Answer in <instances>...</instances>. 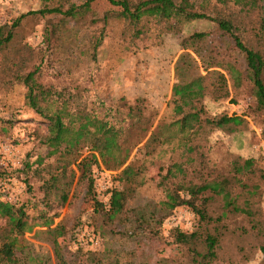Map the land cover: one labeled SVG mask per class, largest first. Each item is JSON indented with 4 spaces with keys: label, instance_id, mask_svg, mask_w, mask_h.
Returning a JSON list of instances; mask_svg holds the SVG:
<instances>
[{
    "label": "rangeland",
    "instance_id": "rangeland-1",
    "mask_svg": "<svg viewBox=\"0 0 264 264\" xmlns=\"http://www.w3.org/2000/svg\"><path fill=\"white\" fill-rule=\"evenodd\" d=\"M62 1L66 7L69 3L79 5L84 0ZM42 5L43 0H0V24H10L19 14ZM108 10H118V7L107 0H93L86 16L25 17L20 21L17 38L32 48V63H38L39 57H43L38 76L42 83L54 87L78 86L80 97L76 102L116 128L128 127L127 144L140 135L144 138L138 146L154 137L147 149L137 147L130 152L129 159L135 158L143 165L138 184L126 213L120 216L122 221L113 223H108L101 211H92V200L84 194V182L76 181L77 173L63 204L52 194L46 200L34 171L37 157H42L40 166L53 161L52 156H46L43 143L46 120L26 104L22 83L1 78L0 197L14 209L20 208L34 231H25L18 239L14 249L16 257L25 264H93L91 259L108 255V260L97 263L108 261L110 264L114 254L122 250L127 254L123 259H129L132 264H180L179 247L173 242L169 227L177 226L189 232L193 228V214L186 207L177 206L182 211L174 221L170 222L169 217L175 208L162 216L159 225L153 220L152 227L146 228L133 222V213L128 209L135 208V213H143L144 219L151 211L158 213L161 209L159 213L163 214L166 209L159 202L165 198L164 191L172 187L179 189V193L180 188H197L198 194L206 199L208 213L220 215L222 223L230 229L247 228L245 211L250 209L264 230V142L261 139L264 117L253 108L249 81L243 78L234 81L230 76V69L242 76L244 62L232 49L229 37L208 19L178 18L170 31H161L153 23L144 34L130 38L123 35L122 31L132 30L122 19L110 16L101 19ZM44 31H54L60 38L56 41L51 38L48 47L42 37ZM99 31L103 32L101 43L91 52L88 36ZM194 32H203L195 46L204 59L213 57L218 61L215 68L223 73L227 90L224 97L206 95L201 99L198 121L227 115L241 119L236 125L225 124L220 128L205 125L199 130L194 121L190 127L180 121L185 110L178 111L171 100V86L176 81L174 66L183 51V39ZM199 71L204 73L200 67ZM191 72L190 68L186 74ZM135 98H142L148 110L154 112L144 132L133 127L126 116V106ZM195 105L199 107V103ZM193 138H196L191 144L193 153L187 159L186 147ZM85 151L84 148L82 152ZM248 157L256 161L253 171L238 172L235 163ZM98 161L97 166L91 165L94 197L106 203L107 189L120 185L113 178L112 163L109 161L104 166ZM173 163L183 171L171 167L169 179L158 185L160 177ZM54 211L57 215L49 228H57L55 235L41 223L42 217H51ZM9 227L6 217L0 216V240L9 232ZM248 239L255 240L252 235ZM227 242L225 239L223 251ZM260 256L254 251L250 260L238 262L233 258L227 264H257Z\"/></svg>",
    "mask_w": 264,
    "mask_h": 264
},
{
    "label": "trees",
    "instance_id": "trees-1",
    "mask_svg": "<svg viewBox=\"0 0 264 264\" xmlns=\"http://www.w3.org/2000/svg\"><path fill=\"white\" fill-rule=\"evenodd\" d=\"M44 5L38 9L27 10L19 14L10 24H0V79L9 77L20 82L25 87V102L34 112L46 120L47 134L43 138L46 146V156H52L53 161L40 166L42 157L36 158L34 171L40 179L39 188L43 197L48 200L51 194L63 204L69 196V188L75 179L84 182L85 196L91 198L94 213L102 212L108 223L114 220L122 221L120 216L127 210L128 201L133 197L138 184V176L142 172L143 165L135 158H130L132 149H142L148 146L150 140L146 139L142 145L138 144L144 138L140 135L132 143H126V130L128 127L116 128L106 120L96 117L86 111L84 104H78L76 98L80 97L78 86L54 87L44 84L39 79L40 64L43 57H39L38 63H32V48L18 41V27L25 17L58 15L62 18L73 19L86 16L90 12V4L93 0H84L79 5L69 3L66 7L62 0H43ZM118 10H108L102 16L120 18L125 21L132 31H122L123 35L137 38L153 23L161 31L172 30L173 24L178 18L196 19L204 18L215 23L220 32L226 34L231 42L232 49L240 55L244 62L243 75L230 69L232 80L246 79L249 81L253 94V108L262 112L264 117V0H107ZM178 22H176L177 24ZM153 24V25H154ZM42 37L50 46L51 38L56 41L60 38L54 31H44ZM103 32L88 36L91 52L100 45ZM203 32H194L182 41L183 51L178 55L174 66L176 81L171 86V100L175 108L184 112L180 121L182 125L191 126L194 121L196 126L203 129L205 125L222 127L225 124L236 125L239 117L220 115L214 118L204 117L198 121V113L202 111L201 99L210 95L214 98L227 95L226 80L223 73L216 69L218 61L213 57L204 59L195 43L202 39ZM50 41V42H49ZM34 54V53H33ZM199 62V66L198 63ZM199 67L204 72L199 71ZM193 72L188 73L189 69ZM199 103V107L195 104ZM184 106V107H183ZM185 108V109H184ZM154 112H150L142 98H135L126 106V116L132 122L133 127L140 128L143 132L150 126ZM201 135V134H199ZM198 135V136H199ZM197 138V137H196ZM196 138L189 140L186 149L187 159L193 153L191 145ZM261 139L264 142V119L261 127ZM85 148V153L82 150ZM107 166L112 163L113 178L120 186H112L107 189L106 203L94 197V176L91 173V165L97 166L99 161ZM255 159L244 158L235 163L237 171H253ZM29 165H26L28 167ZM171 167L180 165L171 164L158 181L162 186L168 180ZM172 187L164 191L165 198L159 202L166 212L160 214L151 211L146 219L143 213H133V222L138 226L152 227L150 221L157 220L158 225L162 216L169 213L177 206L186 207L194 217L193 228L185 232L177 226L169 227V233L173 242L179 247L180 264H220L228 263L236 258L238 262L251 259L254 251L260 253L257 264H264V230L259 226L256 213L246 209L248 227L230 229L222 223L220 215H210L206 210L205 198L200 196L197 188ZM201 190V189H200ZM1 194V192H0ZM57 215L54 211L51 217H42V224L47 226V231L55 235L56 227L49 228L52 218ZM0 216L6 217L9 223V232L0 240V264H21L23 261L14 254L18 239H21L25 231L33 232L32 224H27L25 214L20 208L14 209L12 204L0 197ZM254 236V241L248 239ZM226 251H223L224 240ZM122 250L114 254L110 264H132L125 258ZM108 260L101 257L99 261ZM93 260V261H92ZM97 259H91L93 264H99ZM39 262V261H38ZM106 264H109L106 261ZM41 262L40 264H42ZM22 264H25L23 262Z\"/></svg>",
    "mask_w": 264,
    "mask_h": 264
},
{
    "label": "built area",
    "instance_id": "built-area-1",
    "mask_svg": "<svg viewBox=\"0 0 264 264\" xmlns=\"http://www.w3.org/2000/svg\"><path fill=\"white\" fill-rule=\"evenodd\" d=\"M182 210L179 207H175L173 210V214L169 217V221L172 222L176 219L177 215L181 212ZM177 213V214H176Z\"/></svg>",
    "mask_w": 264,
    "mask_h": 264
}]
</instances>
